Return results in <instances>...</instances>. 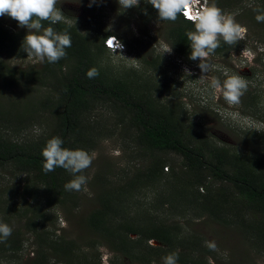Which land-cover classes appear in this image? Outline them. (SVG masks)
Instances as JSON below:
<instances>
[{
	"label": "trees",
	"instance_id": "16d2710c",
	"mask_svg": "<svg viewBox=\"0 0 264 264\" xmlns=\"http://www.w3.org/2000/svg\"><path fill=\"white\" fill-rule=\"evenodd\" d=\"M140 1L157 16V11L146 0ZM244 2L215 0L217 7L236 15L238 22L248 28V33H252L249 40L264 43V23L255 20L257 10H264V0ZM9 19L18 25L17 21ZM42 23L48 26L47 21ZM53 27L60 32L66 31L72 40L71 47L66 49L67 55L57 63L45 62L41 63V69L16 71L0 58V77L8 79L13 86L20 80L36 86L49 80L52 83L47 93L49 101H44L42 107L51 113L53 132L43 134L38 141L21 143L0 134V168L10 166L14 174L25 176L20 199L25 204L24 227L33 239L36 253L24 264H84L79 242L64 234L56 236L55 221L47 220V209L43 206L45 202L51 209L57 207L68 213V203L79 199L78 191L64 189L73 177L62 168L44 173L41 149L49 138L58 136L64 141L63 147L83 149L90 154L97 147L100 127L89 115L100 108L114 114V126L119 127L121 133L132 136L125 151L135 157V161L119 172L107 166V171L99 172L89 182L98 193L92 200L95 207L80 220V226L89 235L85 239L87 247L107 246L116 258L120 255L133 263L151 264L175 253L177 264H206L203 258L189 252L190 246L197 244L195 236H184L178 224L153 221V214L159 212H192L199 219L206 218L223 227L242 228L249 251L264 254L261 95L247 91L248 97L242 98L243 104H247L243 115L263 126L260 135L243 134L242 142L246 146L243 151L230 145L218 146L189 118L161 102L154 92L152 78L145 81L112 79L100 68L97 56L110 51L105 41L113 33L105 32L99 40H93L77 25L63 20ZM188 30H191V23L178 18L164 34L180 57L190 53L185 36ZM15 32L0 21V56L4 53L8 57H20L23 35ZM96 41L99 42L94 50L92 46ZM232 47L221 41L214 55H225ZM155 62L151 60L147 65L153 69ZM92 67L98 70V75L89 79L85 73ZM50 76L56 79L54 83ZM163 155H177L181 159L180 167H173L174 162L166 161ZM168 163L172 164L171 172L165 173ZM156 185L163 190L156 193L149 208L142 211L146 222H140L137 220L140 213L133 211L139 206L132 201L141 190ZM78 206L76 203L73 207ZM6 222L7 219L3 221ZM130 235L136 238L130 239ZM151 241L159 245H152ZM22 243L5 241L0 260L21 262L22 258L16 254L22 250ZM178 249L184 251L177 253Z\"/></svg>",
	"mask_w": 264,
	"mask_h": 264
},
{
	"label": "rangeland",
	"instance_id": "374dc122",
	"mask_svg": "<svg viewBox=\"0 0 264 264\" xmlns=\"http://www.w3.org/2000/svg\"><path fill=\"white\" fill-rule=\"evenodd\" d=\"M244 1L249 3L252 0ZM89 3L90 0H57L56 8L61 10L63 21L77 25L82 33L91 39L99 40L103 33L111 32L123 43V50H117L118 55H112L110 49L97 56V64L110 78L125 81H145L152 78L154 92L161 102L189 118L204 136L212 137L218 146L230 145L238 151H243L246 147L242 142L243 134L260 135L263 126L242 113L247 105L243 104L242 98L248 97L247 91H255L261 95L259 106L261 113H264V43L249 40L252 33H248L247 27V34L244 40H241L243 42L237 41L233 44L232 50L225 55H213L210 58L213 65L211 75H216L221 80L225 78V73L240 75L247 84L239 103L229 105L222 98L213 99L210 90L206 87V81L198 80L201 76L197 67L199 60L192 61L189 56L180 57L170 42L165 40V31L172 22L159 21L156 13L145 9V3L140 0H136L134 7L128 9L120 6L118 0H96L91 7ZM234 19L239 23L236 15ZM0 21L4 22L11 31L23 35L21 38L23 42L27 34L26 28L18 27L9 17H0ZM98 42L96 41L92 46L94 50ZM20 44L22 47V43ZM244 48L253 54L251 62L245 57H239ZM0 58L7 61L9 67L16 71L41 69V63H33L27 59V53L24 51L20 57H8L1 53ZM151 60H156V67L154 66L153 69L147 65ZM185 68L191 71L190 77L184 75ZM51 80L53 83L56 81L52 77ZM51 87L50 80L38 86L20 80L13 86L8 79L3 80L0 77V134L9 140L21 143L38 141L43 134L53 132L51 113L42 107L44 101H49L47 93ZM89 116L96 119L100 128L97 147L89 154L91 164L83 170L87 183L77 192L79 199L68 203V213L57 207L51 209L44 202L47 220L55 221L53 228L56 230V236L64 234L79 242L81 253L85 258L84 264H143L133 263L120 255L116 258L107 246L99 248L86 246L85 239L89 235L80 226V220L95 207L92 200L95 193H98V189L89 182L99 172L107 171L109 166L119 172L128 168V163L135 161V157L133 159L125 151L132 136L121 133L120 128L114 126L113 113L100 108ZM164 159L174 162L173 165L168 163L164 167L165 173L171 172V165L180 167L181 159L177 155H165ZM24 184V175L14 174L10 166L0 168V222L3 223L7 219L6 223L12 228L11 235L0 241V253L5 241L23 242L22 250L16 254L17 257L22 258L21 262L16 260L9 262L3 258L0 264H24L36 253L33 239L24 227L27 218L23 214L25 204L20 199V193H24ZM162 190L160 185L145 188L133 199L132 203L139 206L133 209L134 214L136 211L140 213L137 220L146 222L147 219L141 215L142 211L149 208L150 203L155 199V194ZM76 203L79 205L78 208L73 207ZM153 217H155L153 221L158 223L178 224L184 236H195L193 238H197V244L191 245L189 252L203 258L206 264H264V254L249 251L243 237V229L235 225L223 227L206 218L199 219L192 212L187 214L159 212L157 215L153 214ZM47 228L49 229L48 226ZM129 237L135 239L136 235ZM206 242H215V249L208 248ZM150 244L159 245V242L157 244L154 241ZM150 244L148 242V245ZM183 251L178 249L177 253ZM151 264H163V261L154 260Z\"/></svg>",
	"mask_w": 264,
	"mask_h": 264
},
{
	"label": "clouds",
	"instance_id": "9594fccd",
	"mask_svg": "<svg viewBox=\"0 0 264 264\" xmlns=\"http://www.w3.org/2000/svg\"><path fill=\"white\" fill-rule=\"evenodd\" d=\"M96 0H90L89 7ZM120 6L128 9L134 7L136 0H118ZM57 0H0V17H9L18 22V27L26 28L27 34L22 42V50L27 53V59L33 63L55 64L67 55L66 49L72 45L71 36L66 32L54 29L63 18L61 10L56 8ZM156 11L159 21L174 22L178 18L191 23V30L185 32L189 42V59L199 60L197 67L201 72L198 79L206 81L213 99L222 98L229 105L238 104L247 84L240 75H227L224 79L211 75V57L220 46L221 41L233 45L244 40L247 34L246 26L237 23L234 14L225 13L216 6L215 0H146ZM257 23H264V10H257ZM47 21L48 26L42 22ZM112 55H118L117 50H123V43L115 36H109ZM125 57V56H124ZM239 57L253 59L250 50L244 48ZM207 74V75H205ZM85 75L91 79L98 75L95 67L90 68ZM184 75L190 77L191 71L184 69ZM64 141L53 136L41 149V165L44 173L62 168L73 177L65 185L66 191H79L86 185L87 177L83 170L91 164V156L83 149L63 147ZM12 228L7 223L0 222V241L11 235ZM207 247L215 249V242H206ZM163 264H177V255L170 253L162 257Z\"/></svg>",
	"mask_w": 264,
	"mask_h": 264
},
{
	"label": "built area",
	"instance_id": "2783aa9c",
	"mask_svg": "<svg viewBox=\"0 0 264 264\" xmlns=\"http://www.w3.org/2000/svg\"><path fill=\"white\" fill-rule=\"evenodd\" d=\"M106 47H108V49L112 50L111 44L108 42V39L105 41ZM154 241H151L150 243H153Z\"/></svg>",
	"mask_w": 264,
	"mask_h": 264
}]
</instances>
